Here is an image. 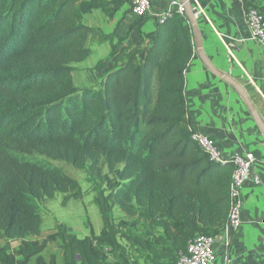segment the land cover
<instances>
[{
  "label": "trees",
  "instance_id": "obj_1",
  "mask_svg": "<svg viewBox=\"0 0 264 264\" xmlns=\"http://www.w3.org/2000/svg\"><path fill=\"white\" fill-rule=\"evenodd\" d=\"M127 2L0 0V233L18 242L16 255L0 248V264H57L42 256L51 243L61 264H177L190 241L224 232L233 167L212 162L185 125L193 57L185 21L156 22L144 46L107 66L111 44L95 65L98 88L73 83V65L90 55L85 44L97 32L84 16L112 17ZM255 9L264 15V6ZM151 18L136 16L127 34ZM45 159L86 173L98 234L77 238L57 224L39 240L38 202L80 196L77 182Z\"/></svg>",
  "mask_w": 264,
  "mask_h": 264
},
{
  "label": "crops",
  "instance_id": "obj_2",
  "mask_svg": "<svg viewBox=\"0 0 264 264\" xmlns=\"http://www.w3.org/2000/svg\"><path fill=\"white\" fill-rule=\"evenodd\" d=\"M168 1L151 0L152 11L160 12ZM195 1L201 9L196 22L206 59L244 88L264 123V47L249 40L245 19L247 9L264 6V0H255L250 5V0ZM87 18L90 22L83 23L85 26L97 31L102 38L111 37L109 40L98 38L99 42H108L110 48L111 44L116 46V55L107 66L120 64L131 48L144 46L146 35L156 27L155 19L151 18L140 29L127 34L136 18L129 2L116 10L112 17L94 10L85 15L83 21ZM92 35L87 40H93ZM184 77L187 128L210 136L227 156L252 153L256 159L242 190L241 225L228 237H216L215 248L228 254L233 264H264V227L260 225L264 217V138L240 96L207 70L195 53L194 44L193 57ZM254 176L261 178V185H253ZM15 245L12 250L5 249L16 255Z\"/></svg>",
  "mask_w": 264,
  "mask_h": 264
},
{
  "label": "built area",
  "instance_id": "obj_3",
  "mask_svg": "<svg viewBox=\"0 0 264 264\" xmlns=\"http://www.w3.org/2000/svg\"><path fill=\"white\" fill-rule=\"evenodd\" d=\"M189 1L193 16L196 19L201 13V9L195 0ZM129 4L131 13L135 17L150 16L159 24H163L168 18L176 14L189 25L185 7L179 0H169L160 12L152 11L151 0H129ZM245 19L249 30V40L264 47V15L255 8H248ZM189 131L191 140L208 154L212 162L220 165L231 164L233 167L229 187V216L224 232L221 234L228 237L232 231L237 230L241 225L242 190L252 167L256 163L255 156L252 153H234L227 156L207 134L191 129ZM252 183L258 186L262 184V180L259 176H254ZM260 225L264 227V217L260 221ZM215 242L216 238L213 237H196L188 243L186 253L180 255L177 264H233V260L228 254L216 250Z\"/></svg>",
  "mask_w": 264,
  "mask_h": 264
},
{
  "label": "rangeland",
  "instance_id": "obj_4",
  "mask_svg": "<svg viewBox=\"0 0 264 264\" xmlns=\"http://www.w3.org/2000/svg\"><path fill=\"white\" fill-rule=\"evenodd\" d=\"M89 22L88 18L83 21L85 25ZM92 36L96 40H87L85 44L91 51L90 55L84 61L73 65V83L78 89L98 88L101 70L96 68L95 65L99 60L106 58L110 52L108 42H99L97 40L100 36L97 32L93 33ZM45 160L59 169L64 175L77 182L80 196L75 199L70 198L63 203L64 195L57 193L50 200L38 202L39 215L42 220L39 240L53 233L57 224H65L67 230L77 238L89 236L90 228L94 234H98L102 228V222L99 211L93 203L94 193L91 185L86 180V173L73 168L63 161ZM113 215L115 219H119L122 216L118 207L113 208ZM14 244L18 245V242L7 239L0 233V248L12 250ZM42 256L45 260L54 256L57 263L61 262L60 251L55 243L49 244Z\"/></svg>",
  "mask_w": 264,
  "mask_h": 264
},
{
  "label": "water",
  "instance_id": "obj_5",
  "mask_svg": "<svg viewBox=\"0 0 264 264\" xmlns=\"http://www.w3.org/2000/svg\"><path fill=\"white\" fill-rule=\"evenodd\" d=\"M185 7L186 16L189 23V28L194 44L195 53L197 56L201 59L207 70L220 79L221 81L225 82L227 85H229L231 88H233L237 94L240 96L242 101L245 103V106L254 121L255 125L257 126L259 132L261 133L262 137L264 138V123L261 120L260 116L258 115L253 103L249 99L247 93L245 92L244 88L233 78H231L229 75L218 71L215 69L209 61L206 59L204 53H203V47L201 42V36L197 27L196 19L193 16L192 10H191V4L189 0H179Z\"/></svg>",
  "mask_w": 264,
  "mask_h": 264
}]
</instances>
